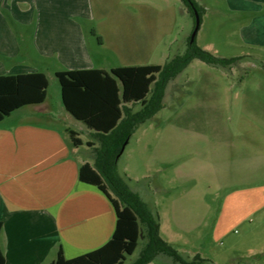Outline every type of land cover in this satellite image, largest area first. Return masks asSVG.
<instances>
[{"label":"crops","instance_id":"obj_1","mask_svg":"<svg viewBox=\"0 0 264 264\" xmlns=\"http://www.w3.org/2000/svg\"><path fill=\"white\" fill-rule=\"evenodd\" d=\"M221 1L236 20L239 45L264 49V0ZM119 12L128 14L109 11L104 0H0V75L48 76L46 64H55L56 74L118 67H105L111 64L107 59L91 54L85 23H96L101 45L120 55L118 39L108 44L110 35L119 34L115 22ZM211 47L213 43L203 45ZM60 93L64 108L59 120L48 92L44 102L25 105L0 121V248L5 264H50L60 248L67 258H75L100 248L115 232L112 202L96 185L80 178V166L94 163L90 149L99 144L78 135L83 143L76 145L70 131L77 130L53 123L74 117ZM238 117L235 126L244 139L227 157L226 173L234 189L217 231L225 224L249 221V235L259 246L249 249L251 260L243 264H264V230L259 229L264 225V105H243ZM90 133L95 136L93 130Z\"/></svg>","mask_w":264,"mask_h":264},{"label":"rangeland","instance_id":"obj_2","mask_svg":"<svg viewBox=\"0 0 264 264\" xmlns=\"http://www.w3.org/2000/svg\"><path fill=\"white\" fill-rule=\"evenodd\" d=\"M104 2L109 11H128L116 16L120 31L118 36L110 35L108 41L109 45L116 43V39L120 41V55L101 45L102 35L96 31V23H85L90 52L111 63L105 67L142 62L163 65L188 48L196 18L183 1ZM197 2L202 10L197 44L203 47L213 43V47L205 49L219 57L247 55L232 69L194 59L170 81L163 109L127 139L118 168L131 189L159 216L161 236L185 258L199 255L206 259L197 264H243L251 260L249 249L259 246V241L249 235L251 224H225L218 232L217 221L234 189L226 167L233 146L244 139L235 126L240 110L246 104L264 105V49L239 45L236 20L221 0ZM45 66L50 82L49 103L59 120L64 108L61 85L54 72L55 64ZM129 106L137 111L142 103ZM71 118L53 123L60 128L69 125L84 140L91 139L100 145L98 138L91 136L92 129ZM89 155L93 161V147ZM259 229L264 230V225ZM143 244L142 241L135 253L128 256L126 264L139 257ZM151 264L178 263L159 254Z\"/></svg>","mask_w":264,"mask_h":264},{"label":"trees","instance_id":"obj_3","mask_svg":"<svg viewBox=\"0 0 264 264\" xmlns=\"http://www.w3.org/2000/svg\"><path fill=\"white\" fill-rule=\"evenodd\" d=\"M195 15L202 10L197 0H181ZM192 37V36H191ZM165 64L128 65L112 68L74 69L57 72L65 108L94 131L100 145L94 148V163L80 166L82 181L96 185L112 202L117 216L111 239L100 248L75 258H67L62 248L50 264H125L141 242L139 257L130 264H148L159 254L174 263L197 264L206 259L196 255L187 259L161 236L159 216L141 195L131 189L121 175L118 162L127 139L164 107L167 87L194 60L232 69L243 56L219 57L193 42ZM101 39V38H100ZM50 86L44 72L0 75V121L13 111L46 100ZM129 103H142L134 111ZM76 145H81L77 131H70ZM93 145L92 142H88ZM0 248V264H5Z\"/></svg>","mask_w":264,"mask_h":264},{"label":"water","instance_id":"obj_4","mask_svg":"<svg viewBox=\"0 0 264 264\" xmlns=\"http://www.w3.org/2000/svg\"><path fill=\"white\" fill-rule=\"evenodd\" d=\"M195 14H196V26H195L194 32L192 34V37H191V42H193L195 40L197 32H198L200 24H201L199 11L197 9H195ZM127 143H128V140H126V142H125V144H124V146L122 148V152H123V150H124V148H125Z\"/></svg>","mask_w":264,"mask_h":264}]
</instances>
